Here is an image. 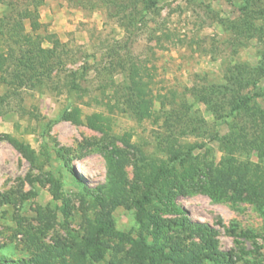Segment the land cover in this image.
<instances>
[{"label": "rangeland", "instance_id": "1", "mask_svg": "<svg viewBox=\"0 0 264 264\" xmlns=\"http://www.w3.org/2000/svg\"><path fill=\"white\" fill-rule=\"evenodd\" d=\"M0 26V264H264V0H0Z\"/></svg>", "mask_w": 264, "mask_h": 264}, {"label": "trees", "instance_id": "2", "mask_svg": "<svg viewBox=\"0 0 264 264\" xmlns=\"http://www.w3.org/2000/svg\"><path fill=\"white\" fill-rule=\"evenodd\" d=\"M0 28L2 29L3 26H0ZM1 56V55H0ZM4 99H0V102H2ZM237 109H240V106H236ZM236 109V108H235ZM264 114H261V117ZM264 117V116H263ZM6 136L4 135H0V141H2L3 139H5ZM260 139L252 142L251 147L252 150L256 151L258 153V157L264 159V135L259 136ZM9 137H7L8 139ZM10 143L12 144V146L22 155L24 156L26 159H28L29 161L33 162L34 161V154L32 152V150L29 148V146L17 142L13 139H9ZM156 165V164H154ZM155 167V166H154ZM158 167V166H157ZM159 171H161L160 168L157 169V174H156V180L154 183V186H152L154 189L150 192V194L152 195L153 199L159 200V202H161L162 205H164L166 207V209L168 211H170L171 213H176V212H180L181 210H179L175 205H173L171 202V197L174 195V190L169 186V185H173L170 184L168 181H162L164 179V175H159ZM140 178L145 179V176H143L142 174H138ZM176 187V186H174ZM177 187H183V182L179 181L177 183ZM264 188V187H262ZM116 190H118L116 188ZM119 191V190H118ZM143 215V217L145 216L144 213L140 214V217ZM192 226V224L190 225ZM196 227H198L200 230L203 228L202 225L200 224H196ZM202 247L200 246V248H198L197 250H200ZM197 250H196V255L194 257L197 256ZM185 251L182 248V246H176L173 247L171 254L169 256V259L171 261H174L177 264H187L188 260L187 259H182L181 257L184 256ZM193 258V257H192ZM32 264H55L54 261V256L53 254L50 252L47 256H44L42 254L36 256L33 258V263Z\"/></svg>", "mask_w": 264, "mask_h": 264}]
</instances>
